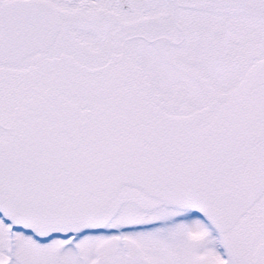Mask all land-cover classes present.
I'll return each mask as SVG.
<instances>
[{
  "label": "snow or ice",
  "instance_id": "obj_1",
  "mask_svg": "<svg viewBox=\"0 0 264 264\" xmlns=\"http://www.w3.org/2000/svg\"><path fill=\"white\" fill-rule=\"evenodd\" d=\"M0 264H264V0H0Z\"/></svg>",
  "mask_w": 264,
  "mask_h": 264
}]
</instances>
